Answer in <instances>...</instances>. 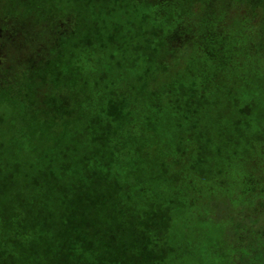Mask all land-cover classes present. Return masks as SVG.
I'll use <instances>...</instances> for the list:
<instances>
[{
  "label": "rangeland",
  "instance_id": "374dc122",
  "mask_svg": "<svg viewBox=\"0 0 264 264\" xmlns=\"http://www.w3.org/2000/svg\"><path fill=\"white\" fill-rule=\"evenodd\" d=\"M8 1L9 11L18 15L19 21H29V25L40 28L37 37L45 38L44 32L49 40L52 37L45 30L49 19L44 17L50 13L57 17L70 15L72 46L88 39L90 56L85 66L76 61V46L69 57L67 45L59 42L56 54L50 51L45 66L26 70L12 81L0 76V213L5 207L8 212L18 201L32 205L33 212L39 207L48 212L43 220L48 230L46 252L37 258L29 253L27 262L50 264L58 244L56 236L61 234L104 245L112 224L122 226L115 232L119 247L129 254H137L141 249L140 225L136 222L130 228L120 216L103 213L101 206L109 199L101 203L95 198V190L102 185L85 184L81 173L84 166L90 171H105L104 187L116 190L117 199L124 204L138 200L137 208L141 209L154 202L166 210L165 231L146 233L153 239L155 264H224L223 251L206 250L193 256L192 241L200 234L205 238L210 223L204 224L203 218L177 219L172 211L176 202L181 203L182 191L187 187L240 189L244 178L254 174L247 164L246 149L264 147V131L260 139H255L257 133H250L251 129L248 132L243 125L234 128L230 121L235 115L232 100L241 96L254 101L259 97L253 115L264 120V28L259 35H239V22L230 25L236 29V36L229 45L224 43L220 56L226 58L233 47L241 65L227 70L204 62L205 76L217 78L211 101L183 113L181 107L186 98L177 97V90H196L193 73L201 60L195 61L193 54L181 60L172 53V61L162 68L163 55L158 48L151 55L146 54L143 31L154 28L160 32L158 45L172 33L177 22L171 25L162 18L155 21L153 9L144 0ZM223 1L229 8L238 3ZM225 5L218 8L219 14L227 10ZM194 9L191 0H187L184 9L172 8V16L184 17L181 22L185 24V33H202L203 24L208 23L203 22L204 18L199 24L190 22L195 18ZM109 32L114 35L113 43L108 41ZM114 43L117 46H112ZM250 45L253 50L247 52ZM166 91L172 92L174 106L170 109L164 102ZM111 95H116L120 116L109 117L104 111ZM154 95L158 97V108L148 113L144 103ZM103 127L107 131L103 141H98ZM164 140L172 141V145L161 157L155 142ZM191 143H199L203 149L196 163L188 150ZM52 177L57 184H50ZM34 179L35 185L31 183ZM85 186L93 195L97 215L89 230L80 225L81 220L68 216L70 206L83 195ZM7 215L5 219L0 216V220H13L14 215ZM70 220L76 221V226L71 227ZM245 222L247 230L262 234L264 242V220ZM75 252L94 261L101 255L80 252L78 248ZM144 263L142 260L141 264Z\"/></svg>",
  "mask_w": 264,
  "mask_h": 264
},
{
  "label": "trees",
  "instance_id": "16d2710c",
  "mask_svg": "<svg viewBox=\"0 0 264 264\" xmlns=\"http://www.w3.org/2000/svg\"><path fill=\"white\" fill-rule=\"evenodd\" d=\"M144 1L153 9L156 15L155 21L162 18L163 21L171 25L172 22H177L172 33H169L164 41L158 45H156V40L161 35L160 32L154 28L143 31V38L147 43L146 54L151 55L155 48H158L163 55L162 68H165L172 61L169 59L172 53H175L178 56L177 58L181 60L191 54L196 57L195 61L201 60L198 61L199 64L193 73L195 75L193 78L196 80V90H189L186 93L177 90V97L184 96L186 98L183 107H181L183 113L187 109L193 111V109H197L211 101L217 78L208 79L205 76L204 62H209L214 68L227 70L236 69L241 65L239 58L232 51L233 47L229 50L226 58L220 56L223 45H229L231 38L236 36V29L230 25L234 24L236 20V22H239L240 28L237 29L239 35L241 33L259 35L262 32L261 29L264 28V0H236L238 3L232 8L225 5L226 1L222 2V0H191V4L196 9H194L195 18L192 19V17L190 22L194 21L199 24L201 18L205 19L203 22H208L203 24L204 31L199 34L196 32L185 33V24L182 25L183 22H181L184 17L181 15L172 16V8H186L187 0ZM9 4L8 0H0V76L6 78V81L14 80L26 70L45 66L50 51H54L56 54L59 42L67 45L66 51L69 57L73 55L75 50L73 47L76 46L75 48L78 49L79 53L78 58L75 56L76 61L78 59L80 63H85V66L88 65L90 57L87 53L88 39L72 46L74 31L70 15L69 17L67 14L57 17L54 13H50L44 17L49 19V27L45 29L50 32L49 35L52 37L49 40L44 32H42V35L45 38L37 37L40 28L29 25L27 23L29 21H19L18 15H13L9 11ZM222 5H225L227 10L219 14L217 10ZM144 16L147 18L146 15ZM190 30L192 31V29ZM193 30L196 29L193 28ZM108 41L110 43L114 42V35L111 32L108 34ZM112 46H117V44L114 43ZM250 46L247 47V52L253 50V46ZM166 56L169 57L166 58ZM107 58L112 60L110 56ZM165 63L166 66H164ZM163 97L167 108L174 106L171 91H166ZM155 98V95L149 98L146 103L147 106L144 103V109L148 113L157 111ZM258 102L259 97L257 101L243 98V96L239 100L233 99L232 104L235 105V115L230 121L231 126L234 128L243 125L248 132L251 129L250 133H257L255 139H260L264 131V120L261 116L255 117L253 115V106ZM104 111L109 117L120 116L119 102L116 95L110 96ZM105 131H107V127L102 128L98 141L104 138ZM251 136L253 137V135ZM155 144L158 147L157 152L160 151L161 157H163L166 155L168 145H172V141H157ZM188 150L192 162H198L203 153L199 143H191ZM246 153L249 155L246 157L247 164L254 174L244 178L245 185L243 183V188L224 191L221 187L191 186L182 191L183 199H181V203L176 202L172 216L190 221L203 218L205 220L204 224L210 223L207 230L208 235L202 239L200 234L191 243L194 257L206 250H218L224 252L225 259L222 260L224 264H264L262 234L255 230L249 232L245 226L246 220L255 223L264 220V209H262L264 208V147L257 146L253 150L246 149ZM155 161L157 164H161V161H157V159ZM81 173L85 178V184L89 187L96 184L102 185L99 190H95V198L101 203L109 199V203H103V206H101L104 208L103 213L106 216H120L130 228L131 224L136 222L140 225L139 242L142 247L139 252H136L137 254L125 252L124 247L117 245L115 238V232L120 231L122 226L112 224L111 235L105 239L104 245L97 241L92 243L89 239L82 240V238L64 234L56 236L58 240L56 253L52 254L49 263L141 264V261L144 260L146 261L144 264H155L153 262L154 249L151 247L153 239L146 236V233L165 231L163 220L166 216V210L154 202L141 203V205H145L143 208L138 209L136 203L138 200L126 202L125 204L119 201L115 194L116 190H109L104 187L105 171H100V173L99 171H90L83 166ZM31 183L35 185V179ZM50 184H57V179L52 177ZM88 186H85L83 195L75 199L68 210V216L81 220L80 225L86 230L90 229L97 217L96 213L94 214L93 195L88 192ZM114 186L117 185L114 184ZM32 209V205L28 203L25 205V202L22 201H18L16 205L10 207L8 212H6V207L2 208L1 217L5 219L9 217L7 214L10 213L11 216L14 215V218L11 221L0 220V264H45L38 261L27 262L29 253L37 258L39 255H44L47 249L48 230L45 227L46 222L43 220L48 216V212L43 207H39L37 212H33ZM240 212L241 217L238 218ZM72 220L69 221V224L74 227L73 224L76 221L73 222ZM232 239L235 241H232ZM75 248L86 253L101 252V255L97 261H94L92 257L85 258L75 252ZM181 252H184V250L178 253Z\"/></svg>",
  "mask_w": 264,
  "mask_h": 264
}]
</instances>
